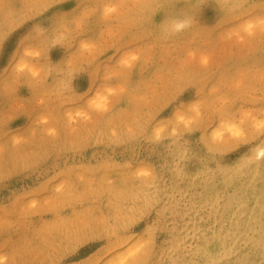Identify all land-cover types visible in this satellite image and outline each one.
<instances>
[{"label":"rangeland","instance_id":"1","mask_svg":"<svg viewBox=\"0 0 264 264\" xmlns=\"http://www.w3.org/2000/svg\"><path fill=\"white\" fill-rule=\"evenodd\" d=\"M0 264H264V0H0Z\"/></svg>","mask_w":264,"mask_h":264}]
</instances>
